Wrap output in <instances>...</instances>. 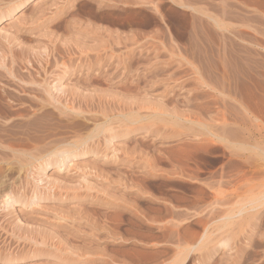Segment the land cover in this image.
I'll return each instance as SVG.
<instances>
[{
  "label": "rangeland",
  "instance_id": "rangeland-1",
  "mask_svg": "<svg viewBox=\"0 0 264 264\" xmlns=\"http://www.w3.org/2000/svg\"><path fill=\"white\" fill-rule=\"evenodd\" d=\"M84 42L113 62L141 60L107 84L128 74L143 96L59 125L68 131L5 139L15 151L2 172L14 176L0 195L14 201L0 205V264H264V0H0V75ZM54 102L51 124L63 118Z\"/></svg>",
  "mask_w": 264,
  "mask_h": 264
},
{
  "label": "bare ground",
  "instance_id": "bare-ground-1",
  "mask_svg": "<svg viewBox=\"0 0 264 264\" xmlns=\"http://www.w3.org/2000/svg\"><path fill=\"white\" fill-rule=\"evenodd\" d=\"M47 2V1H46ZM43 4V2L41 3ZM46 4V3H45ZM43 4V5H45ZM64 4V3H63ZM68 4V2H67ZM66 4V5H67ZM53 5V4H52ZM65 5V6H66ZM69 5V4H68ZM67 5V6H68ZM54 6V5H53ZM59 6V4H58ZM47 7V6H45ZM60 7V6H59ZM58 7V8H59ZM42 8H44L42 6ZM41 8V9H42ZM51 8V6L49 7ZM48 8V9H49ZM62 8V7H61ZM67 8V7H66ZM46 9V8H44ZM50 10V9H49ZM44 11V10H43ZM60 11V10H59ZM46 12H48L46 10ZM67 12H69L67 10ZM54 13V12H53ZM57 13V11H56ZM59 13V12H58ZM43 15V13H41ZM48 14V13H46ZM61 14V13H59ZM69 14V13H68ZM64 15V14H63ZM41 17V15H39ZM45 16V14H44ZM51 17V15H49ZM65 16V15H64ZM63 16V17H64ZM68 16V15H66ZM38 17V16H37ZM38 17V19L40 18ZM43 17V16H42ZM62 17V16H61ZM32 18V17H31ZM37 19V18H36ZM42 19V18H41ZM46 19V18H45ZM48 19V18H47ZM50 19V18H49ZM61 19V18H60ZM56 20V19H55ZM67 20V19H66ZM41 21V20H40ZM54 21V20H53ZM35 22V21H34ZM33 22V23H34ZM62 22V21H61ZM67 22V21H66ZM70 22V21H69ZM75 22V21H74ZM31 23H32V20H31ZM60 23V22H59ZM42 24V22H41ZM46 24H47V21H46ZM50 24V22H49ZM76 24V22H75ZM37 25V24H36ZM52 25H53V22H52ZM70 25V24H69ZM77 25V24H76ZM41 26V25H40ZM39 26V28H41ZM43 26V25H42ZM45 26V25H44ZM66 26V25H65ZM82 26V25H81ZM91 26V25H90ZM38 28V29H39ZM89 28V27H87ZM86 28V29H87ZM37 29V28H35ZM37 29V30H38ZM79 29H80V25H79ZM94 29V28H93ZM98 29V28H96ZM22 30V29H21ZM26 30V29H25ZM88 30V29H87ZM85 30V31H87ZM103 30V29H102ZM23 31V30H22ZM31 31V30H30ZM35 31V30H34ZM68 31V30H67ZM66 31V32H67ZM90 31V29H89ZM100 31V30H99ZM106 31V30H105ZM103 31V32H105ZM21 32V31H20ZM70 32V31H68ZM107 32V31H106ZM89 33L91 32H88V35ZM93 33V32H92ZM96 33V32H95ZM110 33V31H109ZM112 33V32H111ZM97 34H100L101 35V32L98 33L97 31ZM114 34V32H113ZM95 35V34H92L91 37ZM105 35V33L103 34ZM109 35V34H107ZM71 36V35H70ZM69 36V37H70ZM82 36V34H81ZM106 36V35H105ZM102 37L101 39L105 38ZM110 36V35H109ZM112 36V34H111ZM84 37V36H83ZM97 37H99L97 35ZM108 37V36H106ZM116 37V36H115ZM130 37V36H129ZM71 38V37H70ZM81 38V37H80ZM90 38V37H89ZM100 38V37H99ZM133 38V37H132ZM87 40V38H84ZM110 39V37H109ZM114 39V37H113ZM112 39V40H113ZM122 39V38H121ZM73 41L77 40V39H72ZM79 40V39H78ZM89 40V39H88ZM87 40V41H88ZM92 40V39H91ZM94 40H95V37H94ZM98 40V39H97ZM106 41L108 39H105ZM104 40V41H105ZM116 40V38H115ZM133 40H135V38H133ZM66 41V40H65ZM80 41H83V39H80ZM86 41V42H87ZM100 41V40H98ZM58 42V41H57ZM77 42V41H76ZM90 42V41H89ZM109 42V41H107ZM113 42V41H112ZM117 42V41H116ZM104 43V42H103ZM106 43V42H105ZM104 43V44H105ZM53 44V43H52ZM102 44V43H101ZM107 44V43H106ZM114 44V43H113ZM75 47L76 44H74ZM80 45V44H78ZM110 45V44H109ZM130 45V44H129ZM62 46V45H61ZM67 46L66 48H68L69 45H65ZM63 45V49L65 50L66 48ZM60 48V46H58ZM108 47V46H106ZM106 47H104V49L106 50ZM114 47V46H113ZM166 47V46H164ZM168 47V46H167ZM72 48V46H71ZM103 47H101L100 45H85V42L84 44L82 43V45L78 46L77 48H72V49H68V55L69 57L67 58H62V60H57L58 58H56V60H52V61H38L39 59H37V61H26V60H23L24 58H22L20 61H14L12 62V66L10 67V69H16L17 70V74L16 73H11V75H8V76H5L3 75H0V192L2 190H6L7 187H8V184L11 183V180H12V177L11 176H14V173H12V170L11 169H8V172L5 171V172H2L3 171V168H2V165L6 164L8 162V155L9 153H13L15 151V147L14 145L10 144V143H7L5 141L6 138H20V137H36L37 133L39 134H44L45 132L47 131H50V129L52 131H55V130H59V129H62V130H65V131H68V130H71L73 127H70V126H66V127H60L59 125L60 124H66V125H73L75 124V122L79 119H86L88 121V118L89 120L93 121V117L95 116V114L93 112H97V113H104L103 116L105 117H108V116H111L112 115V111H114L116 108V104H124L127 106L128 102H133V101H136V100H139L138 96H143L140 94V92L138 93L137 90L140 89L138 86L140 85H135L136 83H134L136 81V79L132 80L131 81V77L133 78L134 76H131L130 79H128V74L125 75V78L123 79H126V82H124L122 85L121 84H118L119 86H110L108 85L107 83L110 84V82H113L115 81V79L117 78V74L118 73H115L120 67L122 68V66L124 67L125 70H127V72H130L131 70H133V68L138 64H140V61H132L134 60L135 56H133L134 59L130 60L131 61H123L124 63H122V61L120 62V60H123V59H119L118 62H113V61H110L109 56H105V58L101 57V53H102V50L101 49ZM119 48V47H118ZM157 48V47H156ZM170 48V47H169ZM108 49V48H107ZM112 49V48H111ZM110 49V50H111ZM150 49V48H149ZM201 49V48H200ZM62 50V49H61ZM74 50H77V52L75 51L74 52V55L77 53V55L79 56H74L73 57V51ZM157 50V49H156ZM166 50V49H165ZM171 50V49H170ZM58 51V49H57ZM114 51V50H113ZM209 51V50H208ZM59 52V51H58ZM112 52V51H111ZM143 52V51H142ZM141 52V53H142ZM161 52V51H160ZM164 52V51H163ZM57 53V52H56ZM62 51L59 52V54H61ZM109 53V51L107 52ZM136 53V52H135ZM149 53V52H148ZM64 54V52L62 53ZM103 54V53H102ZM144 54V53H143ZM158 54V53H156ZM164 54V53H163ZM51 55V54H50ZM72 55V57H71ZM114 55V54H113ZM128 55V54H127ZM145 55V54H144ZM152 55V54H151ZM112 56V55H111ZM162 56V55H161ZM51 57V56H49ZM129 57V56H128ZM138 57V56H137ZM149 57V55H148ZM166 57V56H165ZM13 58V57H12ZM16 58V57H15ZM13 58V59H15ZM20 58V57H19ZM61 58V57H60ZM118 58V57H117ZM127 58V57H126ZM140 58H141V55H140ZM143 58V57H142ZM18 59V58H17ZM116 59V58H115ZM113 59V60H115ZM137 59V58H136ZM139 59V58H138ZM151 59V58H150ZM149 59V60H150ZM153 59V58H152ZM172 59V58H170ZM19 60V59H18ZM117 60V59H116ZM115 60V61H116ZM129 60V59H128ZM146 60V59H145ZM128 62V63H125V62ZM144 61V60H143ZM152 61V60H150ZM158 61V60H157ZM159 62V61H158ZM3 63V62H2ZM145 63V62H143ZM164 64V63H163ZM0 65H3V64H0ZM6 65V63L4 64V66ZM145 65V64H144ZM8 66V65H7ZM6 66V67H7ZM142 66V64H141ZM151 66V65H149ZM172 66V64H171ZM170 66V67H171ZM139 67V65H138ZM53 68H56L59 69V71L57 70L56 72L53 73V71H51ZM172 68V67H171ZM5 69V67H4ZM123 69V68H122ZM7 70V69H6ZM9 70V69H8ZM9 70V72L11 71ZM54 70V71H55ZM164 70V69H163ZM121 71V70H120ZM135 71V69H134ZM133 71V72H134ZM140 71V70H139ZM151 71V70H150ZM188 71V70H187ZM1 72V71H0ZM13 72V71H12ZM16 72V71H15ZM125 72V71H124ZM124 72L122 74V77L124 75ZM163 72V71H161ZM121 73V72H120ZM126 73V72H125ZM137 74V72H134ZM1 74V73H0ZM6 75L8 74L7 72L5 73ZM148 74V73H147ZM137 78H139V72L137 74ZM146 75V74H145ZM141 76V75H140ZM144 78V77H143ZM142 79V78H141ZM194 79V78H193ZM140 80V79H139ZM66 81H68L69 83H65ZM192 81V80H191ZM119 82V80L117 81ZM141 82V81H140ZM145 82V81H144ZM143 82V83H144ZM148 82V81H147ZM116 83V82H115ZM122 83V82H121ZM114 84V83H112ZM142 85V84H141ZM105 86L107 88H105ZM146 86V84H145ZM148 86V85H147ZM201 86V85H200ZM143 88V87H142ZM145 88V87H144ZM198 88V87H197ZM110 89H119L120 91L119 92H116V93H113L115 91H112ZM199 89V88H198ZM117 91V90H116ZM171 92V91H170ZM86 93V94H85ZM208 96V95H207ZM142 99V98H141ZM199 99V98H198ZM56 102L57 101V106L56 108L54 107V110H56L58 112V115L59 117H63L62 120H59L58 122H56L55 124H51V120L49 119L50 115L48 112V106L49 105H55L53 104L54 101ZM143 100V99H142ZM206 100V99H205ZM52 102V104H51ZM54 102V103H55ZM228 105V104H227ZM36 107V109H33L34 110V113L35 114H31L29 116H25V118L23 120H16L15 117H11L12 115H14L16 113V111L19 110V108H23V107ZM71 106V107H70ZM30 107V109H31ZM52 107V108H53ZM75 107H81L83 109H80V111L78 109H74ZM235 107V106H234ZM203 108V107H202ZM201 108V109H202ZM205 108V107H204ZM203 108V109H204ZM247 108V107H246ZM230 109V108H229ZM236 110V108H235ZM204 111V110H203ZM237 111V110H236ZM241 111V110H240ZM85 113L87 114H94V115H91V116H85ZM220 113V112H219ZM240 114V113H238ZM243 114V113H242ZM225 115V114H224ZM23 116V115H22ZM216 116V115H215ZM218 116H221V115H218ZM65 117V118H64ZM82 117V118H81ZM217 117V116H216ZM214 117V118H216ZM213 118V117H212ZM224 118V117H223ZM216 120V119H215ZM213 121V120H212ZM224 122V121H223ZM226 123V122H225ZM243 123V122H241ZM240 124V123H239ZM211 127V126H210ZM46 130H45V129ZM223 128V127H222ZM41 129H44V131H41ZM215 129V128H214ZM256 129V127H255ZM216 130V129H215ZM219 130V129H218ZM231 130V129H230ZM242 130V129H241ZM257 130V129H256ZM40 131V132H39ZM221 131V130H220ZM235 131V130H234ZM244 131V130H243ZM60 132V130H59ZM217 132V131H215ZM36 133V134H35ZM50 133V132H49ZM234 133V132H233ZM245 133V132H244ZM34 136H33V135ZM47 134V133H45ZM54 134V133H53ZM63 134V133H61ZM61 134H58V135H54L52 137H48L47 136L44 138L45 140H52L53 138H56L57 136L61 135ZM231 136V132L229 133ZM236 134V133H235ZM242 134V133H241ZM39 136V135H38ZM42 136V135H40ZM228 137V136H227ZM40 138V137H38ZM236 138V137H235ZM41 139V138H40ZM242 139V138H241ZM43 140V141H45ZM55 140H58V139H55ZM239 140V139H238ZM59 142H63V141H59ZM57 142V143H59ZM56 143V142H54ZM243 143V142H242ZM264 145V144H263ZM234 146V145H233ZM242 147V146H241ZM239 147V148H241ZM248 147V146H247ZM262 149V148H261ZM243 150V149H242ZM247 150V149H246ZM65 152H62V154H64ZM171 154V153H170ZM64 155L65 158L68 156L67 153H65ZM174 157V156H173ZM240 158V157H239ZM249 158V157H248ZM247 157L246 158H243L241 159V161H237L239 163H241L242 165H249L250 167V164L252 162V160H256V159H253L252 157V160L248 161ZM169 160V158H168ZM173 160V159H172ZM171 160V161H172ZM170 161V162H171ZM257 162V160H256ZM65 163V159L64 160H61L60 164H64ZM254 163V162H252ZM253 165H256L255 163ZM261 165V164H260ZM259 165V166H260ZM252 166V165H251ZM258 166V164H257ZM254 167V166H253ZM256 167V166H255ZM261 167V166H260ZM263 171V170H262ZM256 172H259L258 176H260V172L261 171H256ZM264 172H262L261 174L263 175ZM246 174V173H245ZM243 175V174H242ZM249 175L248 174V178H249ZM252 175V174H251ZM261 175V176H262ZM238 176V175H237ZM236 176V177H237ZM255 176V175H254ZM256 177L255 176V179L256 178H261L263 177L264 179V175L261 177ZM225 177V176H223ZM240 177V176H239ZM222 178V177H221ZM246 178V177H244ZM253 179V177H250ZM241 180H236V183L240 184V182L242 180V178H240ZM252 179H248V182L249 180H251L252 182ZM259 179V181L261 180ZM262 179V180H263ZM254 180V179H253ZM223 181V180H222ZM239 181V182H237ZM256 181V180H255ZM226 182V181H225ZM229 182V181H228ZM227 182V183H228ZM235 182V181H234ZM232 182V183H234ZM241 182V184H242ZM245 182V180H244ZM250 182V183H251ZM234 184L237 186V184ZM246 183H247V180H246ZM249 183V184H250ZM208 184V183H207ZM223 184H226V183H222L221 185ZM215 184H213L214 186ZM219 185V184H218ZM220 185V186H221ZM228 185V184H227ZM229 185H230V182H229ZM233 185V187H234ZM246 185V184H245ZM212 186V187H213ZM219 186V187H220ZM231 186V185H230ZM235 186V187H236ZM262 186V185H261ZM210 187L209 185V188H212ZM229 187V186H228ZM241 187H244L243 186H240L238 189H240ZM246 187V186H245ZM230 188V187H229ZM237 188V187H236ZM235 189V188H234ZM237 189V190H238ZM236 190V191H237ZM255 192V191H254ZM228 193V192H227ZM214 195V193H213ZM216 196V194L214 195ZM252 198V197H251ZM254 198V197H253ZM252 198V199H253ZM4 199V200H3ZM0 200H2L0 202V205L6 207V206H9L13 201H14V198L13 196L10 194V193H6V194H1L0 195ZM31 201V197H27L25 196L23 199H22V202L23 204L26 206L29 202ZM258 201V200H257ZM214 206V205H213ZM240 218V217H239ZM253 218V217H252ZM245 219V218H244ZM250 220V219H249ZM253 220V219H252ZM251 221V220H250ZM256 222V221H255ZM254 222V223H255ZM229 223V222H228ZM231 224V223H230ZM240 224V223H239ZM251 225H254V224H251ZM256 225V224H255ZM245 226V225H244ZM236 227V226H235ZM250 227V226H249ZM241 228V227H240ZM251 228V227H250ZM174 229V228H172ZM236 229V228H234ZM242 229V228H241ZM247 229V228H246ZM252 229V228H251ZM253 230V229H252ZM235 231V230H233ZM243 231V230H242ZM240 231V232H242ZM255 231V230H254ZM245 234V232H243ZM247 233V232H246ZM248 234V233H247ZM253 233L249 234V238H246V241L247 239H250L251 235ZM258 234V233H257ZM234 235V234H233ZM255 235V234H253ZM260 235V234H259ZM237 236V235H236ZM244 236V235H243ZM242 236V237H243ZM256 236V235H255ZM254 236V238H255ZM258 236V235H257ZM264 236V235H263ZM242 237H240V239L243 241ZM259 237V236H258ZM261 238V235L260 237ZM179 239V238H178ZM257 239V237H256ZM165 240V239H164ZM239 240V239H238ZM255 240V239H254ZM253 240V241H254ZM258 240V239H257ZM262 240V239H261ZM260 239L259 241L262 242ZM213 241V240H212ZM241 241V242H242ZM245 241V240H244ZM252 241V240H251ZM214 242V241H213ZM241 242L239 244H241ZM211 243V242H210ZM245 245H249V244H246L248 242H244ZM242 243V244H244ZM251 243V242H250ZM257 243V241H256ZM260 244V243H259ZM224 245V244H223ZM252 245V244H251ZM226 249H227V245H225ZM231 246V245H230ZM241 246H244V245H241ZM254 246V245H253ZM260 247L264 246V243L262 242V244L258 245ZM258 246H256L255 244V247L257 248ZM236 247H238V244H236ZM247 247V246H246ZM245 247V248H246ZM212 248V247H211ZM233 248V244H232V247H230L228 250L232 251ZM225 249V250H226ZM249 249V247L247 248ZM246 249V250H247ZM251 249V248H250ZM234 250V249H233ZM236 250H239L236 249ZM246 250L244 251V248L243 247H240V250H239V259L240 257L244 254V252H246ZM252 250V249H251ZM254 250V249H253ZM252 250V251H253ZM256 251H258L257 249H255ZM262 250V249H261ZM260 250V251H261ZM209 251V250H208ZM228 251V252H229ZM259 251V252H260ZM263 251V250H262ZM233 252V251H232ZM237 252V251H236ZM255 252V251H254ZM210 253V252H209ZM261 253V252H260ZM259 253V254H260ZM205 254V253H204ZM225 253H223L224 255ZM232 254V253H230ZM235 254V253H234ZM250 254V253H249ZM255 254V253H254ZM257 255H259L258 253H256ZM263 254V253H262ZM252 255V254H250ZM264 255V254H263ZM203 256V255H202ZM225 256V255H224ZM222 256V257H224ZM226 256H229V254H227ZM225 256V257H226ZM234 256V255H232ZM226 258L227 261H224L221 257V259L224 261V262H232V264H238V262L240 260L238 259H235L234 258ZM236 256V255H235ZM244 256V255H243ZM255 256L256 255H253L251 257V261L254 263V261H256L255 259ZM262 256V255H261ZM260 256V257H261ZM224 257V258H225ZM230 257V256H229ZM237 257V256H236ZM203 258V257H202ZM242 258V257H241ZM245 258V257H244ZM264 258V257H263ZM194 260V259H193ZM202 260V259H200ZM246 260V259H245ZM258 261L262 260V258L259 260L257 259ZM197 261V260H196ZM203 261V260H202ZM208 261V259H207ZM250 261V262H251ZM257 261V262H258ZM194 262V261H193ZM132 263V262H131ZM130 263V264H131ZM221 263V261H220ZM247 263V261H246ZM245 263V264H246ZM195 264V262H194ZM197 264V263H196ZM203 264V262H202ZM223 264V263H222ZM226 264V263H225ZM242 264V263H240ZM244 264V263H243ZM249 264V263H247ZM257 264V263H256Z\"/></svg>",
  "mask_w": 264,
  "mask_h": 264
}]
</instances>
